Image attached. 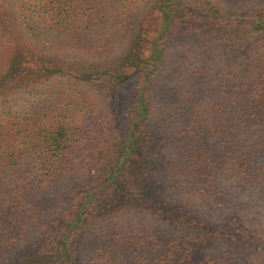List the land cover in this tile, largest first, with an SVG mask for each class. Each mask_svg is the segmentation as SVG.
<instances>
[{"label":"trees","instance_id":"trees-1","mask_svg":"<svg viewBox=\"0 0 264 264\" xmlns=\"http://www.w3.org/2000/svg\"><path fill=\"white\" fill-rule=\"evenodd\" d=\"M2 52L0 264H264V0H0Z\"/></svg>","mask_w":264,"mask_h":264},{"label":"rangeland","instance_id":"rangeland-1","mask_svg":"<svg viewBox=\"0 0 264 264\" xmlns=\"http://www.w3.org/2000/svg\"><path fill=\"white\" fill-rule=\"evenodd\" d=\"M255 46L257 45H241V53L239 52L238 57L235 58L234 60L228 59L223 55V53H218L216 54L214 61L215 65L222 71H227V70H232L235 72H239L242 70L244 66H247L246 63H244V59H248L249 53L252 52L255 49ZM191 51L193 54H195L197 51L195 48L190 47ZM225 57V58H224ZM243 57L244 59L241 60ZM8 60V56L2 52L0 53V70L5 66V63ZM55 84V83H53ZM53 84H47L45 86H42L37 89H32V90H27L25 92H22L16 96H13L8 99L6 104L4 105V108H9L11 110H25L28 109L30 106L33 105V102L39 101L42 98H45L49 94V92L52 90V85ZM2 102L0 101V109L2 108ZM154 111H160V107L158 105L154 106ZM195 125H207V118L203 113V110L201 113L198 115L197 120L195 122ZM96 172V171H95ZM102 172V170L100 171ZM93 173H86L81 171L80 178L78 180H74L70 182L69 186L67 189H64V194L65 196L62 197L63 200H66L68 198L70 190H78L82 187H90V184L96 183L97 177H92ZM181 198L187 203L189 206L195 207L199 210L200 214L202 216L207 215V210L205 206L201 205L199 206V203L196 202V200L189 199L187 197H184L181 195ZM63 206L62 203L57 204V208H61ZM208 216V215H207ZM40 219H37V221H34V224L36 225L37 223L39 224ZM246 222L248 223L249 226L253 227L256 230V222L258 221V218L255 213H252L249 217L246 218ZM129 225L133 229H137L139 225H145L146 227H151L152 223L149 220H146L142 218L140 215H134L131 216L128 220L125 219L124 223H121V227L123 228H128ZM258 231L260 229L258 228Z\"/></svg>","mask_w":264,"mask_h":264}]
</instances>
